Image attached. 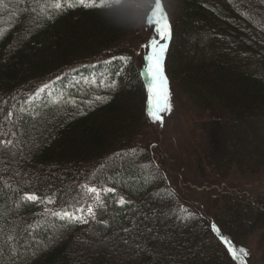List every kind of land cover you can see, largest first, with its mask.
<instances>
[{
	"label": "trees",
	"instance_id": "16d2710c",
	"mask_svg": "<svg viewBox=\"0 0 264 264\" xmlns=\"http://www.w3.org/2000/svg\"><path fill=\"white\" fill-rule=\"evenodd\" d=\"M167 1L154 0L148 14L172 13L164 73L205 119L206 183L264 174V20L251 32L240 27L252 22L245 5L263 15L264 0H169L171 13ZM86 2L0 0V141L14 145L0 148V264H115L91 256L99 239L133 252L167 214L177 216L172 241L152 261L137 249L120 264H173L172 243H180L174 264H235L217 235L240 250L256 232L264 264V196L221 191L226 203L199 212L169 184L146 140L148 90L133 56L138 28L122 27L146 0ZM90 188L102 203L89 224L61 219L79 213ZM28 195L53 202L38 206Z\"/></svg>",
	"mask_w": 264,
	"mask_h": 264
},
{
	"label": "rangeland",
	"instance_id": "374dc122",
	"mask_svg": "<svg viewBox=\"0 0 264 264\" xmlns=\"http://www.w3.org/2000/svg\"><path fill=\"white\" fill-rule=\"evenodd\" d=\"M169 4L170 1L168 0L167 8L171 13ZM245 9L241 13H246L252 22L251 25L242 24L240 27L245 28L249 32L255 30L257 27H262L264 12L262 15V12L256 10V5L253 2L247 3ZM163 13L168 15V13ZM171 16L172 13L170 16H167L169 22H172ZM147 17L145 22L137 27L139 35L137 34V38H135L136 43L134 45L133 56L135 62H137L138 69L142 72V76L144 75L148 90L147 111L149 119L145 126L146 140L151 143V147L155 149L154 152H156L159 162L163 164L164 169L168 173L169 184L184 194V199L187 201V204L189 202L195 210L200 212L203 209L209 214L216 211V207L219 209L220 205H223V202L226 203L224 196H219L221 191L237 193V195L249 197L250 199L264 196V174L245 176L240 173H232L220 185H217L218 183H212V185L206 183L208 181L206 178L211 173V169L208 167L209 165L206 161L208 146L210 144L208 130L205 125L206 122L201 116L202 113L197 112L189 96L181 91V88L176 82L169 83L167 80L171 110L157 113L162 117L163 123L159 120L154 121L150 116V113L154 112L155 109L152 107V93L149 92V84L152 81L146 72L147 61L144 57L146 51H148L145 45L155 35V28L147 24ZM161 43H164V41H161ZM28 106L30 105L28 104ZM107 166L101 169H105ZM143 169L146 172V177H149L153 183L155 178L149 167L144 166ZM188 190H191V192ZM111 192H114V190ZM36 197L37 199L33 201L36 205L48 206L50 204V198ZM216 198L220 203H216ZM127 201V197L120 196V204H126ZM101 203V191L90 192L87 202L82 207L85 211L75 214L77 216H83V219L74 221L79 222L85 227L94 218V216L87 213L86 209L92 207L95 213L96 206ZM208 218L211 220V217ZM157 224L159 225V229L153 234L151 240H146V243H140L139 247H135L133 251L136 252L135 250L138 249V253L141 252L145 256H150L151 261L154 259L157 250L164 249V246L172 241L174 234L170 231V228L173 227L172 229H174V226L177 224V216L169 214L163 215ZM113 242L114 239L102 243L99 239V253L93 252L91 256L98 258L99 256L105 255L113 260L115 264H120V260H123L125 263L129 262L134 257L131 250L124 251L119 245H113ZM262 243L263 239L261 238L260 232H256L247 240L244 239L243 244H241L244 246V248H241L244 251L241 252V249L238 250L236 248L232 251L234 263L259 264V259L262 256ZM172 244L177 254L176 256L170 255V259H172L174 264L175 258L180 255V253H177V251H180V243ZM168 251H171V249ZM233 253H235V256Z\"/></svg>",
	"mask_w": 264,
	"mask_h": 264
},
{
	"label": "snow or ice",
	"instance_id": "6c2138e0",
	"mask_svg": "<svg viewBox=\"0 0 264 264\" xmlns=\"http://www.w3.org/2000/svg\"><path fill=\"white\" fill-rule=\"evenodd\" d=\"M78 2L84 6H90L86 0H78ZM123 0H109V5L116 4L119 6ZM98 7H104L103 0H100ZM59 7V5H58ZM147 24L149 26H154L155 28V35L150 39V41L145 45L148 49L145 53V59L147 61L146 72L151 77V83L149 84V92L152 93L153 102L152 107L155 109L154 112L150 113V116L153 120H159L163 123L162 117H160L157 113L160 111H170V94L167 88V78L164 74V67H163V60L165 57V53L167 51V41L171 39L172 36V28L171 24L168 20L166 14L162 12L161 8H157L154 10L148 17H147ZM164 41V43H161ZM11 147H14L11 140L7 141L6 143L0 141V148L4 150L11 151ZM99 179V178H97ZM114 189H104V191H113ZM89 192H98L97 188H90L88 189ZM26 200L35 201L37 197L35 195H28L25 197ZM49 202L51 199H49ZM84 208H78L77 212H84ZM89 215L95 216V213L92 207H88L86 209ZM103 211V208H101ZM55 215L61 216L60 213H56ZM61 219L65 220H82L83 216H77L75 214H70L68 212H64L61 216ZM241 252L244 250L241 249ZM235 256V253H233Z\"/></svg>",
	"mask_w": 264,
	"mask_h": 264
},
{
	"label": "clouds",
	"instance_id": "9594fccd",
	"mask_svg": "<svg viewBox=\"0 0 264 264\" xmlns=\"http://www.w3.org/2000/svg\"><path fill=\"white\" fill-rule=\"evenodd\" d=\"M154 5V0H146V2L142 5H139L138 7L141 8L140 14L137 16V18L125 25H123V28H134L141 26L147 17L148 12H150L151 7Z\"/></svg>",
	"mask_w": 264,
	"mask_h": 264
}]
</instances>
